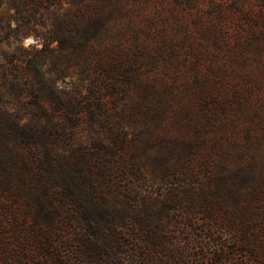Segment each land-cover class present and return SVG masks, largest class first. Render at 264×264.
<instances>
[{
    "label": "rangeland",
    "instance_id": "1",
    "mask_svg": "<svg viewBox=\"0 0 264 264\" xmlns=\"http://www.w3.org/2000/svg\"><path fill=\"white\" fill-rule=\"evenodd\" d=\"M0 264H264V0H0Z\"/></svg>",
    "mask_w": 264,
    "mask_h": 264
},
{
    "label": "trees",
    "instance_id": "2",
    "mask_svg": "<svg viewBox=\"0 0 264 264\" xmlns=\"http://www.w3.org/2000/svg\"><path fill=\"white\" fill-rule=\"evenodd\" d=\"M177 3H183L186 0H175Z\"/></svg>",
    "mask_w": 264,
    "mask_h": 264
}]
</instances>
